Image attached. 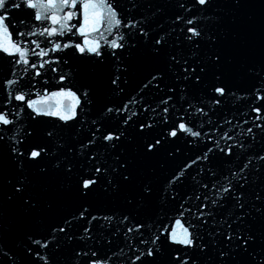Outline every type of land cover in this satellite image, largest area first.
Segmentation results:
<instances>
[{
	"label": "snow or ice",
	"instance_id": "6c2138e0",
	"mask_svg": "<svg viewBox=\"0 0 264 264\" xmlns=\"http://www.w3.org/2000/svg\"><path fill=\"white\" fill-rule=\"evenodd\" d=\"M248 5L0 0V264H264V14ZM233 98L246 128L213 119Z\"/></svg>",
	"mask_w": 264,
	"mask_h": 264
},
{
	"label": "water",
	"instance_id": "95a60500",
	"mask_svg": "<svg viewBox=\"0 0 264 264\" xmlns=\"http://www.w3.org/2000/svg\"><path fill=\"white\" fill-rule=\"evenodd\" d=\"M29 11H31V10H29ZM172 11H173L172 9H169V13L170 14H171ZM245 12H247L248 14H251V15H255L257 18H259L262 14H264V0H249V5L245 9ZM11 15L16 16L17 18H19L20 13L17 12L16 10H13ZM23 15L25 17H27L28 13H24ZM73 23L78 24L79 21L78 20H74ZM13 36L15 38V34H13ZM57 39H61V38H57ZM62 39L63 40H67L68 37H64ZM74 39L79 41L81 38L80 37H74ZM73 51H74L73 49H69L67 51V53H56V55L57 56H61L62 58H68L69 56H71V59H70L69 62L72 65V67L73 68L80 67L81 66L80 61L77 60L74 55H72ZM7 73H8L7 61L0 59V80L4 79L7 76ZM17 75L19 76L20 73L18 72ZM37 87H39L42 90L44 86L38 84ZM48 87H49L50 90H53V86L52 85H49ZM56 87H59V86H56ZM238 95H242V93H238ZM3 96H4V93H3L2 90H0V103H2V101H3ZM33 98H35V97H33ZM136 107L139 108V105H137ZM246 111H247V103L244 102V101H239V100H236L235 98H233L231 103L225 108L224 112L221 113L220 116H214L213 119L214 120H221L224 115H227V117L229 119H233V117L235 116V119L233 120V124L236 123V120H240L241 126L243 128H246L248 125H243L244 117L240 115L241 112H246ZM145 115H147V114H145ZM51 119L52 118H45V120H48L50 122L48 124L42 125L41 127L42 128L43 127H51ZM225 127L227 128L228 126L226 125ZM236 130L239 131L241 129L238 127ZM185 151H189V150L185 149ZM189 154L191 155V154H194V153H191L189 151ZM112 210H113L112 208L102 207V208H100V213H104V212L111 213ZM37 235H39V232H37ZM112 239H113L114 243L111 246V249L109 250L107 248V246H106L102 250L104 252H107L108 255H111L112 251H118V245L122 246L120 237H112ZM5 250H7V249H5ZM126 251H127V249H126ZM64 255L65 254H63V253L60 254L58 259L62 260L64 258ZM129 255H131V254L129 253ZM118 264H124V261H120V262H118Z\"/></svg>",
	"mask_w": 264,
	"mask_h": 264
}]
</instances>
